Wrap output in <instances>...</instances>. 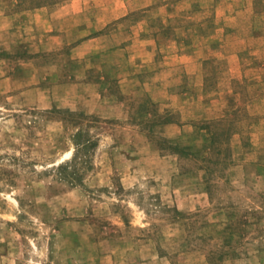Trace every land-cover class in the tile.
Returning a JSON list of instances; mask_svg holds the SVG:
<instances>
[{"label":"rangeland","instance_id":"obj_1","mask_svg":"<svg viewBox=\"0 0 264 264\" xmlns=\"http://www.w3.org/2000/svg\"><path fill=\"white\" fill-rule=\"evenodd\" d=\"M0 264H264V0H0Z\"/></svg>","mask_w":264,"mask_h":264},{"label":"trees","instance_id":"obj_2","mask_svg":"<svg viewBox=\"0 0 264 264\" xmlns=\"http://www.w3.org/2000/svg\"><path fill=\"white\" fill-rule=\"evenodd\" d=\"M75 175V174H74Z\"/></svg>","mask_w":264,"mask_h":264}]
</instances>
